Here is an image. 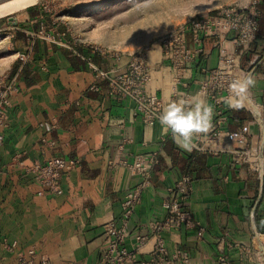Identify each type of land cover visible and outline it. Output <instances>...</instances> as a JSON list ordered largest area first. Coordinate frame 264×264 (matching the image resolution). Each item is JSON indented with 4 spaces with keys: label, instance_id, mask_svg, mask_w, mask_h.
Segmentation results:
<instances>
[{
    "label": "crops",
    "instance_id": "crops-1",
    "mask_svg": "<svg viewBox=\"0 0 264 264\" xmlns=\"http://www.w3.org/2000/svg\"><path fill=\"white\" fill-rule=\"evenodd\" d=\"M25 14L16 28H37L41 17ZM13 35V65L20 64L19 52H27L29 58L18 73L21 91L13 97L10 125L0 148V234L17 239L19 253L37 245L51 264H101L107 242L103 224L121 215L125 194L140 182L129 169L110 167L109 160H133L137 154L157 150L160 162L131 217V234L148 220L165 216L162 202L168 187L188 173L194 191L187 208L206 232L200 237L196 226L168 232L169 249L187 251L189 264H220L219 255L224 252L233 264H264V178L245 165H236L231 155H207L178 147L171 133L162 134L160 123L147 125L135 116L130 99L110 97L107 80L95 79L82 57L44 40L29 47L23 34ZM93 57L100 68L108 70L124 67L130 55L119 63ZM256 57L264 59V36H258L245 53L243 66L248 68ZM216 60L212 51L208 63L214 65ZM251 77L250 96L264 101V63ZM95 82L99 91L90 89ZM149 88L168 99L169 69L154 70ZM196 90V85L189 87L191 92ZM55 117L59 121L54 128ZM251 118L250 109H234L227 127L237 130ZM44 137L56 140L57 145H44ZM249 138L260 148L257 124H251ZM18 156L26 163L79 157L81 164L61 176L62 194H40L41 185L32 173L23 171L15 159ZM224 232L229 233L230 241L254 249V258L241 260L239 248L221 247L217 237ZM131 240L132 235L128 242ZM256 240L261 246L254 248ZM0 264H19L17 255L0 249Z\"/></svg>",
    "mask_w": 264,
    "mask_h": 264
},
{
    "label": "built area",
    "instance_id": "built-area-1",
    "mask_svg": "<svg viewBox=\"0 0 264 264\" xmlns=\"http://www.w3.org/2000/svg\"><path fill=\"white\" fill-rule=\"evenodd\" d=\"M261 0L242 1L221 5L213 11L202 13L179 23L162 33L157 41L160 58L152 62L150 48L145 47L130 54L124 67L100 68L93 60L97 55L110 63H119L123 54L116 47L103 45L76 33L68 20L60 17L62 4L56 0L42 4L41 20L37 28H18L23 32L26 44L31 47L38 40L56 44L82 57L94 72L95 79H105L108 94L117 101L130 99L134 103V114L147 125L159 122V115L167 103L178 99H191L199 94L214 107L213 129L207 134L193 138L195 147L191 152L201 154L232 156L236 165H245L249 171L264 178V101L250 96V88L243 98L241 108L252 112L251 121L237 130L227 127L233 108L226 103L232 95L229 85L232 81L251 75L255 68L264 63L256 57L248 68L243 66V57L257 40L259 17L262 13ZM47 16H50L47 20ZM209 43V44H208ZM154 46V45H153ZM152 46V47H153ZM212 51L217 54L214 65L208 63ZM29 58L27 52H19L18 60L9 70L0 74V148L5 142V130L9 127V109L13 97L20 93L18 73ZM169 69L170 95L168 99L151 90L149 84L154 70ZM196 85L195 92L189 91ZM90 89L99 91L100 85L93 83ZM53 119V127L58 125ZM251 124H257L261 133L260 148L249 138ZM44 145L54 148L57 141L42 139ZM25 173H32L41 185L43 193L62 194L61 176L79 167V157H51L44 163H26L15 158ZM160 162V152L137 154L133 160L115 157L109 160L110 167H125L140 177V182L128 190L121 202V215L103 224L106 246L101 255V264H189L190 254L182 249L170 250L165 234L183 228L198 227V235L206 232L205 226L193 218L187 208L194 191V180L188 173L182 174L168 187L162 202L166 214L160 219H150L133 234L130 221L135 209L141 204L144 191L151 186L155 167ZM132 235V240L129 238ZM228 232L217 237L221 247L229 250L239 248L240 259H253L254 249L230 241ZM254 248L261 246L254 241ZM0 249L16 254L19 264H51L50 257L32 245L19 253V241L0 234ZM220 264H233L229 254L219 255Z\"/></svg>",
    "mask_w": 264,
    "mask_h": 264
},
{
    "label": "rangeland",
    "instance_id": "rangeland-1",
    "mask_svg": "<svg viewBox=\"0 0 264 264\" xmlns=\"http://www.w3.org/2000/svg\"><path fill=\"white\" fill-rule=\"evenodd\" d=\"M14 1L6 0L0 3V7ZM46 1L53 0H35L31 5L42 10ZM56 1L62 4L60 17L68 20L76 33L93 42L116 47L123 55H130L153 45L159 49V36L190 17L213 11L221 5L249 0ZM27 7L0 15V74L14 64L13 34L20 31L16 27L24 19ZM49 18L47 16V20ZM243 64L246 65V59H243Z\"/></svg>",
    "mask_w": 264,
    "mask_h": 264
},
{
    "label": "clouds",
    "instance_id": "clouds-1",
    "mask_svg": "<svg viewBox=\"0 0 264 264\" xmlns=\"http://www.w3.org/2000/svg\"><path fill=\"white\" fill-rule=\"evenodd\" d=\"M253 85L254 79L251 75L232 81L229 85L232 95L226 100L228 106L240 109L244 96ZM214 115V107L197 94L188 100L178 99L167 103L158 119L162 134L171 133L178 147L191 151L195 147L193 138L213 129Z\"/></svg>",
    "mask_w": 264,
    "mask_h": 264
},
{
    "label": "bare ground",
    "instance_id": "bare-ground-1",
    "mask_svg": "<svg viewBox=\"0 0 264 264\" xmlns=\"http://www.w3.org/2000/svg\"><path fill=\"white\" fill-rule=\"evenodd\" d=\"M35 0H15L14 2L9 3L7 6H1L0 7V15L3 13H7L9 11L21 9L24 7H27L31 4H33ZM6 5V4H5ZM150 55L152 58V61L155 62L160 58V53L159 49L156 47H151L150 48Z\"/></svg>",
    "mask_w": 264,
    "mask_h": 264
},
{
    "label": "trees",
    "instance_id": "trees-1",
    "mask_svg": "<svg viewBox=\"0 0 264 264\" xmlns=\"http://www.w3.org/2000/svg\"><path fill=\"white\" fill-rule=\"evenodd\" d=\"M260 8L262 10V13L258 19L259 27H260L259 32H258V36H264V0H261ZM26 11L29 12L32 17H40L41 16V9L37 5H31V6L27 7ZM22 34H23V32H21V31L17 32V35L19 37H21ZM258 36H257V38H258ZM93 60L95 62L94 58H93Z\"/></svg>",
    "mask_w": 264,
    "mask_h": 264
},
{
    "label": "water",
    "instance_id": "water-1",
    "mask_svg": "<svg viewBox=\"0 0 264 264\" xmlns=\"http://www.w3.org/2000/svg\"><path fill=\"white\" fill-rule=\"evenodd\" d=\"M4 1H6V0H0V3L4 2ZM10 18H13V17H10ZM263 259H264V257H263Z\"/></svg>",
    "mask_w": 264,
    "mask_h": 264
}]
</instances>
